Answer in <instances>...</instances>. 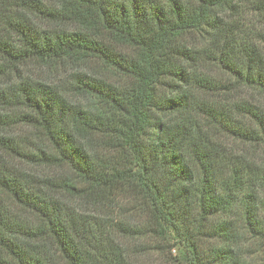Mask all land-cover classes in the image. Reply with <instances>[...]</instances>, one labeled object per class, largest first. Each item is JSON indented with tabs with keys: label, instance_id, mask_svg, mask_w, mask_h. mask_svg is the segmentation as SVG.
<instances>
[{
	"label": "trees",
	"instance_id": "16d2710c",
	"mask_svg": "<svg viewBox=\"0 0 264 264\" xmlns=\"http://www.w3.org/2000/svg\"><path fill=\"white\" fill-rule=\"evenodd\" d=\"M0 264H264V0H0Z\"/></svg>",
	"mask_w": 264,
	"mask_h": 264
},
{
	"label": "rangeland",
	"instance_id": "374dc122",
	"mask_svg": "<svg viewBox=\"0 0 264 264\" xmlns=\"http://www.w3.org/2000/svg\"><path fill=\"white\" fill-rule=\"evenodd\" d=\"M34 70L35 72H38L39 71V74L41 77L43 76H50V73H49V70L48 69H39V66L38 65H35L34 66Z\"/></svg>",
	"mask_w": 264,
	"mask_h": 264
}]
</instances>
